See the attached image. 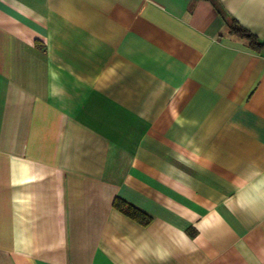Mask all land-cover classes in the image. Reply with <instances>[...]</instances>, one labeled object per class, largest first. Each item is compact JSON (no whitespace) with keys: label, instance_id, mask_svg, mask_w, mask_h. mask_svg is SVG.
Masks as SVG:
<instances>
[{"label":"crops","instance_id":"1","mask_svg":"<svg viewBox=\"0 0 264 264\" xmlns=\"http://www.w3.org/2000/svg\"><path fill=\"white\" fill-rule=\"evenodd\" d=\"M232 21L264 41V0H0V264H264V50Z\"/></svg>","mask_w":264,"mask_h":264},{"label":"trees","instance_id":"2","mask_svg":"<svg viewBox=\"0 0 264 264\" xmlns=\"http://www.w3.org/2000/svg\"><path fill=\"white\" fill-rule=\"evenodd\" d=\"M229 31L244 38L251 49L255 51L264 50V41L260 40L254 33L239 25L236 21L231 22L229 25ZM113 205L130 217L137 219L141 223H147L150 220V217L144 212L126 203L120 198H115Z\"/></svg>","mask_w":264,"mask_h":264}]
</instances>
